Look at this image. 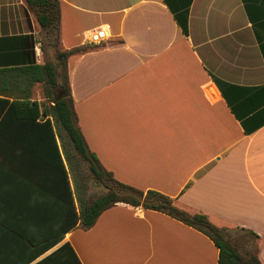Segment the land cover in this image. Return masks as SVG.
I'll return each instance as SVG.
<instances>
[{
  "label": "crops",
  "instance_id": "0c3cea01",
  "mask_svg": "<svg viewBox=\"0 0 264 264\" xmlns=\"http://www.w3.org/2000/svg\"><path fill=\"white\" fill-rule=\"evenodd\" d=\"M59 2L61 47L89 46L68 58L67 73L101 164L205 213L264 264V0ZM188 2L184 35L171 10ZM98 27L106 38L91 43ZM47 60L55 50L25 0H0V264H22L24 237L55 235L69 207L56 134L38 124L45 118L9 113L28 97L45 101L32 67ZM64 242L82 264H218L202 232L125 203L26 264Z\"/></svg>",
  "mask_w": 264,
  "mask_h": 264
},
{
  "label": "trees",
  "instance_id": "16d2710c",
  "mask_svg": "<svg viewBox=\"0 0 264 264\" xmlns=\"http://www.w3.org/2000/svg\"><path fill=\"white\" fill-rule=\"evenodd\" d=\"M166 1V0H165ZM28 9L34 13L41 29L50 37L55 50L56 61L47 60L32 69L40 72L35 77L42 81L45 101L28 100L21 102L22 107L12 104L10 111L25 119L42 117L38 123L52 135L56 134L59 144H55V161L65 181L66 205L64 226L56 229V234L34 238L25 236L26 250L20 261L26 264L61 241L68 231L76 225L82 229L93 227L99 216L118 203L133 207L159 211L195 228L205 234L218 249V264H263L256 251L249 252L235 242L225 230L215 225L202 212L189 213L176 206L169 196L156 190H141L115 178L99 161L89 148L78 124L74 102L71 96L70 81L67 73V60L71 55L88 50L89 46H79L64 50L60 44L61 8L59 0H25ZM188 6L182 10H171L184 35L188 34ZM218 85L221 82L216 80ZM56 92H58L56 94ZM86 168V170L82 167ZM72 182V188L70 186ZM89 181L103 188L102 193L93 199L88 195ZM63 193V190H61ZM64 194V193H63ZM63 223V221H61ZM60 225L58 222L57 225ZM256 236L251 230H247ZM36 264H82L69 242H64Z\"/></svg>",
  "mask_w": 264,
  "mask_h": 264
},
{
  "label": "built area",
  "instance_id": "2783aa9c",
  "mask_svg": "<svg viewBox=\"0 0 264 264\" xmlns=\"http://www.w3.org/2000/svg\"><path fill=\"white\" fill-rule=\"evenodd\" d=\"M91 43H100L106 38V30L103 27H98L89 33Z\"/></svg>",
  "mask_w": 264,
  "mask_h": 264
},
{
  "label": "rangeland",
  "instance_id": "374dc122",
  "mask_svg": "<svg viewBox=\"0 0 264 264\" xmlns=\"http://www.w3.org/2000/svg\"><path fill=\"white\" fill-rule=\"evenodd\" d=\"M82 167L86 170V168L82 165ZM89 190H88V195L90 197V199H93L94 197H96L98 194L102 193L103 188L93 185L91 184V182L89 181ZM240 246L241 244L238 243Z\"/></svg>",
  "mask_w": 264,
  "mask_h": 264
}]
</instances>
